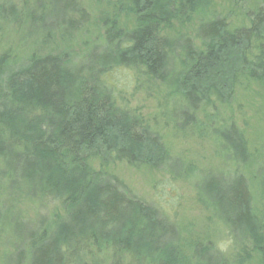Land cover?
<instances>
[{
  "label": "trees",
  "instance_id": "1",
  "mask_svg": "<svg viewBox=\"0 0 264 264\" xmlns=\"http://www.w3.org/2000/svg\"><path fill=\"white\" fill-rule=\"evenodd\" d=\"M96 1L133 16L135 26L124 31L113 20L109 48L76 59L34 51L87 20L78 0H19L20 6L0 0V34L12 27L18 45L0 54L4 263L247 264L257 253L264 264V211L253 206L245 173L252 154L243 132L230 119L224 141L219 131L211 139L227 166L220 177L200 178L193 167L180 173L160 135L107 80L114 69L127 68L146 84H169L168 104L186 105L180 111L192 121V135L205 138L198 129L212 121L211 111L219 113L216 103H230L240 73L264 85V6L249 27L231 31L226 19L211 15L213 0ZM196 21L197 45L165 34ZM25 48L32 54L22 62ZM92 158L165 167L173 178L194 181L199 202L226 229L232 255L211 243H197L185 255L179 225L115 176L95 172ZM251 179L264 205V154ZM24 204L34 207L33 220L24 219ZM55 206L63 214H45Z\"/></svg>",
  "mask_w": 264,
  "mask_h": 264
},
{
  "label": "rangeland",
  "instance_id": "2",
  "mask_svg": "<svg viewBox=\"0 0 264 264\" xmlns=\"http://www.w3.org/2000/svg\"><path fill=\"white\" fill-rule=\"evenodd\" d=\"M2 1L20 6L19 0ZM78 1L87 15V20L80 24V28L66 36L55 34L44 47L36 48L35 53L68 54L72 58L80 59L90 51L97 49L104 51L109 48L106 35L108 25L113 20L116 19L118 28L124 31L131 30L135 26L133 16L120 15L112 6L96 0ZM262 6L264 0H213L210 13L226 19L229 29L233 31L249 27L253 13ZM196 23L197 21L185 28L175 25L165 34L191 37L197 45L199 41L196 34L201 23L197 26ZM7 31L0 34V54L18 46L17 36L14 35L12 27L9 26ZM28 49L30 48L24 49L26 56L20 61L25 62L27 55L32 54ZM107 80L114 84L117 97L123 100L128 108L142 115L151 129L160 135L169 157L175 162L174 165L180 173L193 167L197 173H200L199 176L203 175L200 178L221 176V172L227 166L222 163L220 157L216 156L214 142L211 139L214 140L213 138L218 136L216 132L219 131L224 141L223 135L230 129L231 119L243 132L252 154V163L245 173L252 182L255 211L259 215L262 214L263 200L255 181L251 179L259 157L264 154V85L262 83L240 73L232 84L233 97L230 103L223 106L216 103L219 113L211 111L212 121L204 123L198 129V133L205 138H199L192 135L194 132L192 121L186 120L183 111H180L181 107L186 109L187 106L177 107L173 101L168 104L169 84L161 82L146 84L145 79L138 80L136 72L127 68L114 69L107 76ZM174 125L177 127L175 128ZM88 163L95 172H103L118 178L134 195L176 222L182 231L185 255L188 256L189 248L197 243H211L228 256L232 255V241L226 234V229L213 220L210 212L199 202L194 181L173 178L165 171V167L164 169L148 165L131 166L126 162L103 165L99 158H92ZM21 210L24 219H34L35 211L32 205L24 204ZM51 213L54 216V214H63V211L59 206H55L45 212V214ZM5 251L6 248H2L0 242V264H5L3 260ZM247 264H261L259 255L253 253Z\"/></svg>",
  "mask_w": 264,
  "mask_h": 264
}]
</instances>
